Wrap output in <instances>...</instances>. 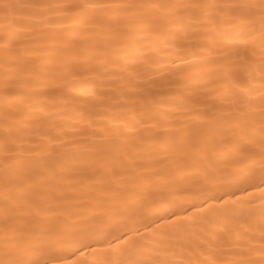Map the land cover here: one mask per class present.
Returning <instances> with one entry per match:
<instances>
[{
  "label": "snow or ice",
  "instance_id": "6c2138e0",
  "mask_svg": "<svg viewBox=\"0 0 264 264\" xmlns=\"http://www.w3.org/2000/svg\"><path fill=\"white\" fill-rule=\"evenodd\" d=\"M0 53V264H264V0H0Z\"/></svg>",
  "mask_w": 264,
  "mask_h": 264
},
{
  "label": "bare ground",
  "instance_id": "6f19581e",
  "mask_svg": "<svg viewBox=\"0 0 264 264\" xmlns=\"http://www.w3.org/2000/svg\"><path fill=\"white\" fill-rule=\"evenodd\" d=\"M0 55H2V53H0ZM0 81H2V77H0ZM3 88V84L2 82H0V90H2ZM0 95H2V91H0ZM68 125H71L73 123H75V118L73 117L71 120H68L66 122ZM70 130V129H69ZM25 148H29L31 147V145H25ZM3 157H4V153L2 150H0V165H2L3 161ZM235 191V195L237 197H241V198H246L252 201L251 207L253 209L254 212H256L257 214L259 213L260 207H261V200L259 199L261 193L258 191H253L251 189L248 190L247 193L239 191L237 189H234Z\"/></svg>",
  "mask_w": 264,
  "mask_h": 264
}]
</instances>
